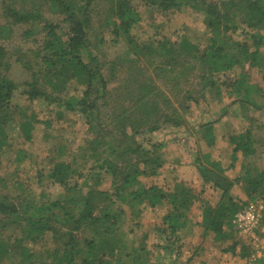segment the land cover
<instances>
[{
	"label": "trees",
	"instance_id": "trees-1",
	"mask_svg": "<svg viewBox=\"0 0 264 264\" xmlns=\"http://www.w3.org/2000/svg\"><path fill=\"white\" fill-rule=\"evenodd\" d=\"M145 1L148 6H157L163 11L181 6L179 0ZM50 2L55 10L65 14L63 22L68 23V28L64 31V37L58 33L61 25L43 20L38 11L28 9V13H19L14 7L10 8L16 20L41 19L45 21L43 27L47 29L43 47L39 48L46 50L42 56L44 68L41 66L32 72L31 80L25 82L27 87L22 93L29 99L55 103L60 110L68 109L78 113L97 135L86 144L79 156L74 154V160L67 161L59 157L52 160L53 165L47 177L51 184L58 183L63 186L64 202L56 199L50 204L40 206L26 201L23 203L25 210L20 213L18 205L6 202L5 197V200H0V213L8 215L10 222L21 224L24 230V236L18 239L17 253L23 256L27 264L34 263L33 257L39 260L37 264H138L144 260L148 261L150 252L144 245L145 235L138 241L132 236L138 226L135 221L127 225L128 230H120L122 223L129 221L125 219L120 222V215L128 213L121 207L119 211L113 210L116 203L127 204L132 210L129 215L131 219L138 216L145 207L150 208L152 212L164 210L159 214L162 226L157 229L174 236L165 241L166 254L173 253L174 247L175 253L178 252V242L181 238L176 233L189 223L182 209L189 210L197 200V195L182 181H175L172 187L165 188L157 185L142 186L138 176L159 173L158 169L164 164L165 157L160 150L161 142H153L146 135L140 140L138 136L160 130L165 123L173 128L180 127L184 123L182 113L166 97L167 103L161 105L159 98L163 91L154 83L147 82L145 78L138 80L135 75L117 89L120 99L127 100V103L126 106H117L118 113H113L111 124L118 130L114 132L116 139H106V134H111V130L104 128L102 131L100 126L103 125L97 122L99 115L96 113L99 110V100L109 93L106 81L99 74L96 57L91 56L85 61L81 55L84 54V42H88L87 27L92 19L89 5L92 0ZM189 3L202 10L204 22L211 32V42L203 51H199L197 45L187 38L181 40L182 49L179 51L170 41L151 46L149 48L152 52L164 57L157 69L173 82V89H176L178 79L182 77L186 80V71L196 72L195 68L200 63L203 68L198 74L202 87L214 88L218 92L217 97L220 93L223 94V91L234 94L230 104L237 103L241 113L248 111V108L263 109L264 88L251 80V74H261L264 80V0H201L199 3ZM110 9L119 19L112 27V32L116 35H128L138 24L139 15L132 0H116ZM237 35L244 37L239 39ZM194 51L199 52L198 55L192 53L196 59L195 64L183 58L178 60L176 57L179 53L189 54ZM5 56L6 49L0 45V60ZM23 65L29 67L24 61ZM97 85L101 86L102 93L94 96ZM17 88L18 85L11 79L0 77V109L4 110V113L0 112V149L6 145L11 135H22L26 140H32L36 136L34 132L39 129L38 124L42 125V128L52 125L51 116L46 111L23 122L11 118L8 114L9 108L4 105L9 102ZM187 97L189 98V95ZM178 107L183 111L189 109V106L183 103H179ZM258 122L254 117L246 118V128L230 138V167H233L241 154L243 155L242 171L234 178L224 173L219 161L211 159L210 151L202 153L203 160L196 157L203 181L221 191L217 201L206 200L201 207L200 223L204 227L203 234L213 231L215 240H227L232 232L238 237L232 225L234 214L249 201H264V169L248 165L249 158L258 150L255 146V143L259 142L255 133L258 125H261ZM214 123L215 121L207 120L200 125L202 138L208 147H213L215 143ZM61 152L62 150L58 153ZM79 160L83 161L84 165H90L89 173L81 171ZM103 174L111 176L112 190L96 188L99 176ZM72 178L73 182L70 181ZM234 184L243 189L247 200L236 199L231 194ZM30 208H37L40 212L56 208L62 213L55 211L51 215L49 211L50 216L44 212L36 217L34 213H28ZM52 218L60 221L57 227L51 221ZM61 225L66 230L62 231ZM225 225L230 228L226 230ZM7 226V222L2 225L5 229ZM79 229L92 233L84 236V248H80L81 241L75 232ZM47 233L58 236V239L65 233L68 239L63 243L61 251L57 250L50 255L51 260L44 261L42 255L25 246L23 242L36 241ZM127 236L132 238L130 243L125 238ZM239 240L233 241L226 250L235 251L240 243L242 257H248L250 246L241 238ZM11 252L12 248L0 235V259L5 255L10 257ZM164 255L165 253L162 258ZM111 258L114 260L110 261Z\"/></svg>",
	"mask_w": 264,
	"mask_h": 264
},
{
	"label": "rangeland",
	"instance_id": "rangeland-1",
	"mask_svg": "<svg viewBox=\"0 0 264 264\" xmlns=\"http://www.w3.org/2000/svg\"><path fill=\"white\" fill-rule=\"evenodd\" d=\"M179 1L181 2L180 7L163 11L157 6H148L145 0H132L139 15V21L130 33L124 36L112 32L114 22L119 21L110 9L111 4L116 0H92L89 5V13L92 19L87 27L88 42H84V54L81 55L85 61H88L91 56L96 57L99 64V74L106 81L109 93L99 100V110L96 111L99 115L97 122L103 125L100 126L102 131L104 128L111 130V134H106V139H116L114 132L118 130L111 124L113 113L115 111L118 113L117 106L121 104L126 106L127 103V100L122 101L120 99L117 89H120L122 83L135 75L138 80L145 78L147 82L154 83L163 91V94H160L159 103L161 105L166 104V97L182 113L184 118V123L180 127L173 128L164 122L165 124L162 125L160 130L138 136L140 140L146 135L153 142H161L162 147L160 150L165 157L164 164L158 169L159 173H145L138 176L139 182L144 187L151 185H157L161 188L172 187L180 174L186 175L181 172V169L174 171L177 167L172 159L177 154H181L185 160L190 156L192 158L193 156L201 157L203 160L202 153L210 151L211 159L220 162L227 176L234 178L242 171V166L240 171L239 168L236 170L234 168L235 165L238 167L242 163V155L234 162L233 167H230L232 145L230 139H227L228 137L221 139L227 133L238 132L243 129L242 121L234 118L236 115L234 113L240 109L238 104L234 102L230 104L234 94H227V91H223L224 93H220L221 96L217 97L218 92L214 88L202 87L198 74L200 69L203 68L200 63L195 68L196 72L187 70L186 80L180 77L178 87L173 89V82L165 78L163 73L157 69L164 57L161 54L152 52L149 48L158 46L160 42L170 41L179 51L182 49L180 46L181 40L187 38L197 45L199 51H203L211 42V32L204 22L202 10L194 8L189 3L190 1L199 3L201 0ZM11 7H14L19 13L25 11L28 13V9L38 11L42 14L43 20L61 25L62 28L58 29V33L63 37L64 31L68 28V23L63 22L65 14L55 10L50 0H0V45L6 49V56L0 60V77L6 76L18 85L13 96L4 106L9 108L8 114L11 115V118L19 122H23L36 114L38 116L44 111L49 112L52 120V125L47 128H42V125L38 124L39 129L34 132L36 136L32 140H26L22 135H11L6 145L0 149V200H5V197L6 202L18 205L19 212L23 213V210H25L23 203L26 201L40 206L50 204L56 199H60L62 202L65 201L63 199V186L58 183L51 184L47 177V173L53 165L52 160L54 157L66 159L67 161L74 160V154L77 153L79 156L84 151L86 144L96 138L97 133L89 127V124L85 123L78 113L68 109L60 110L55 103L48 104L37 99H29L22 93V90L27 87L25 82L31 80L32 72L37 71L42 66V56L46 53V50H40L39 48L43 47L47 29L43 27L45 21L41 19L16 20L15 16L11 14ZM237 37L240 39L244 36L237 35ZM262 48L264 49V46ZM38 49L39 53L37 52ZM192 53L199 54L197 51L189 54L182 52L176 57L178 60L183 58L191 61V64H195L196 59L193 58ZM23 61L27 62L29 67H25ZM42 68H44V65ZM150 79L152 81H149ZM251 80L259 83L264 88V80L261 78V74L256 72L251 74ZM100 87V85L96 86L94 96L101 95L102 88L100 89ZM222 90H225V88H222ZM103 102L105 104H102ZM179 103L189 106V109L183 111L178 107ZM248 109V114L251 113L253 116L259 117L258 121L261 123L255 132L259 137V142L255 143L258 150L249 160L247 159L248 165L256 169H264V111ZM0 112L4 113V110L0 109ZM207 120L215 121L214 132H216L218 138L213 147H208L206 141L202 138L200 125ZM188 129H192L196 136L185 137L184 133ZM188 146L193 152L187 150ZM61 150L62 152L58 153ZM78 163L82 165V168L80 166L79 168L83 173H89L91 168H89L88 163L84 165L81 160ZM185 164L186 162L182 161L180 166L184 168ZM139 167H141V164ZM172 169L174 170L172 171ZM195 171H197L196 174ZM200 172V169H194L191 174V182H188L186 186L190 187L197 196L201 194L206 200L217 201L221 191H215L211 185L209 186V183L200 184L197 177V173L202 177ZM70 181L73 182L74 178ZM96 188L99 190H112L111 176L109 174L99 176ZM232 193L236 199L242 201L248 199L239 185H234ZM260 202L264 204L263 200ZM198 204L192 205L189 210L182 209L189 223L185 229L176 233L181 238L178 242V252L175 253L176 248L174 247V252L167 254V250L164 248L165 241L169 237L172 239L174 236H170L169 233L164 234L162 229H157L162 226L160 215L164 210L152 212L150 208L145 207L138 216L132 219L129 216L132 210L126 203L122 205L116 203L113 205V210L119 211V207H121L128 213L120 215V222L125 219L129 220L125 224L122 223V225L118 222L122 228L120 230H128L127 225L135 221L138 226H136L135 233L132 236L138 241L141 236L145 235L144 245L149 250L150 257L148 261H142L143 264H171L172 262L177 264L173 260L174 254L182 262L189 257L191 260L193 258L200 260L215 255L218 262L220 261L219 264H247L246 257H242L240 253V243H238L235 251L226 250L233 241L240 239L233 232L229 234L227 240L217 241L214 239L212 231L203 234V230L197 227L199 216L201 217L199 214L201 208ZM38 210L37 208H30L28 213H34L38 217L45 212V210L42 212ZM49 211L46 210L45 215H49L50 212L53 215L55 211L62 213L56 208ZM0 221V235L3 240L7 241V245L12 248V252L9 254L10 257L3 256L0 259V264H27L23 256H20V253H17L16 250L19 244L18 239L24 236L21 224L18 225L16 221L10 222L9 216L4 213H0ZM51 221L56 227L60 223L55 218H52ZM5 222L8 223L6 229L2 227ZM60 227L62 231L66 230L64 226L61 225ZM224 228L227 230L230 227L225 225ZM75 232L79 241H81L82 246L80 248L86 247L83 245V238L85 235H91L92 233L90 231L83 232L82 229ZM201 236L203 237L201 238ZM57 237L53 236L52 233H47L41 238H37L36 241L25 240L23 244L30 249L33 248L37 254L42 255V260L48 261L51 260L50 255L52 253L63 249V243L68 239L65 233H63L61 239ZM125 238H127L128 243L131 242V236ZM163 253L170 259L165 260L162 258ZM113 260L111 258L110 261ZM33 261V264H37L39 260L33 257ZM142 262L138 264H142Z\"/></svg>",
	"mask_w": 264,
	"mask_h": 264
},
{
	"label": "built area",
	"instance_id": "built-area-1",
	"mask_svg": "<svg viewBox=\"0 0 264 264\" xmlns=\"http://www.w3.org/2000/svg\"><path fill=\"white\" fill-rule=\"evenodd\" d=\"M232 225L238 237L250 246L247 264H264V204L249 201L234 214Z\"/></svg>",
	"mask_w": 264,
	"mask_h": 264
},
{
	"label": "crops",
	"instance_id": "crops-1",
	"mask_svg": "<svg viewBox=\"0 0 264 264\" xmlns=\"http://www.w3.org/2000/svg\"><path fill=\"white\" fill-rule=\"evenodd\" d=\"M241 109V108H240ZM260 110H263L264 111V108L263 109H260ZM243 112V111H242ZM249 112L248 111H246V112H244V113H241V110H238V111H236L234 114H236L235 115V117L234 118H236V119H238V120H240V121H242L241 123H242V126H243V129L242 130H240V131H238V132H232V133H227V134H225V136L223 137V138H221V139H226V137H228L227 139L229 140L230 138L229 137H231L233 134H238V133H240L241 131H243L245 128H246V126H245V122H246V118H249V117H254L255 119H257V120H259V117H256V116H253L251 113H250V115L248 114ZM215 133V136H216V139H215V142H216V140H217V134H216V132H214ZM184 135H185V137H192V136H196L195 135V133H194V131L192 130V129H188L185 133H184ZM229 144V143H228ZM187 150L189 151V152H193V150H191L190 149V147L188 146V148H187ZM192 154V153H191ZM193 155V154H192ZM242 155V154H241ZM242 158H243V155H242ZM166 159H168L167 157H166ZM186 159H187V157H186ZM173 161V163H174V165H176V169L174 170V169H172V171L174 170V171H176V170H179V169H181L182 171L181 172H184L186 175H179V178H177L176 179V181H182V182H184L185 184H187L188 182H191V174H192V171L195 169V170H197L198 169V162H197V160H196V157L195 156H193V158L190 156L187 160H185V158L184 157H182V155L180 154V155H178L177 154V156H175L173 159H172ZM182 161H184V162H186V164L184 165V168L182 167V166H180V163L182 162ZM189 163V164H188ZM241 165H242V163L237 167L236 165L234 166V168H235V170L237 169V168H239V171H240V168H241ZM183 168V169H182ZM196 172L197 171H195V174H196ZM197 177H198V182L200 183V184H204L205 182L203 181V178L201 177V176H199L198 175V173H197ZM195 178V177H194ZM174 185V183L172 184V186ZM211 184H209V186H210ZM234 185H237V184H234ZM234 185L231 187V194L233 195V190H234ZM212 186V185H211ZM213 187V186H212ZM214 188V187H213ZM215 189V191H219V189H216V188H214ZM200 191V190H199ZM242 195V194H241ZM240 196V195H239ZM236 198V197H235ZM204 201H206V199H204V197H202L201 196V194L200 195H198L197 196V200L195 201V204L194 205H196V203L198 204V206H199V208H201L202 206H203V204H204ZM199 214L201 215V212H199ZM198 222H199V224L197 225V227L199 228V229H202V230H204V227L202 226V224L200 223L201 222V218H200V216H199V219H198ZM187 227V226H186ZM186 227H184V228H182V229H180L178 232H180V231H182L183 229H185ZM213 232V231H212ZM204 236V235H203ZM203 236H201V238L203 237ZM215 239V238H214ZM218 241V240H217ZM181 243H182V241H181ZM170 255V254H169ZM174 259L173 260H175L174 262H176L177 264H201L202 262H203V264L206 262V264H219L220 263V261L218 262V258L216 259L215 258V255H212L211 257H208V259H204V258H202V259H198V260H196V258H193L192 260L190 259V257L189 258H187L184 262H182V261H180V258L178 259V256H176L175 254H174ZM165 260L167 259H170V258H168L167 256H165L164 255V257H163ZM176 259H178V260H176ZM201 260H202V262H201ZM246 261H247V257H246ZM163 264H166V263H163ZM171 264H174L173 262L171 263Z\"/></svg>",
	"mask_w": 264,
	"mask_h": 264
}]
</instances>
